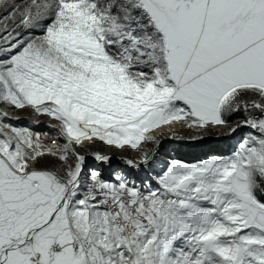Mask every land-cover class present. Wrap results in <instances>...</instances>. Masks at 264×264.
<instances>
[{
	"label": "snow or ice",
	"instance_id": "snow-or-ice-1",
	"mask_svg": "<svg viewBox=\"0 0 264 264\" xmlns=\"http://www.w3.org/2000/svg\"><path fill=\"white\" fill-rule=\"evenodd\" d=\"M240 130L147 182L85 171ZM0 264H264V0H0Z\"/></svg>",
	"mask_w": 264,
	"mask_h": 264
},
{
	"label": "rangeland",
	"instance_id": "rangeland-1",
	"mask_svg": "<svg viewBox=\"0 0 264 264\" xmlns=\"http://www.w3.org/2000/svg\"><path fill=\"white\" fill-rule=\"evenodd\" d=\"M21 119L17 121H13L17 123L18 126H25L31 128L34 132L41 133V135L47 133L49 135L54 136V129L48 127L47 118H40L38 122H33L27 115V113H19ZM233 120L236 117L232 118ZM222 129H216L215 133H219ZM245 130H240L238 133L234 134L232 138L227 136L213 134L205 136L203 140L191 141L188 139L184 140H175L173 142L176 143H167L161 140V137L157 135L156 138L160 139L161 143L158 147L151 144H145L144 147L149 149H154L155 163L152 165L151 169L145 166H141L140 170H135V175L145 176L146 171L153 172L157 171L155 166L158 164H167L172 159H179L187 163H195L201 159L207 158L209 155L214 154H226L231 146L235 143V140L238 139ZM188 129H186V135H189ZM171 141V140H170ZM182 154V155H180ZM94 157L92 155L86 156L85 168H93L92 160ZM88 163V164H87ZM158 163V164H157ZM127 166L123 161L116 160L114 158H110L107 162L101 163V170L104 174L111 170H122Z\"/></svg>",
	"mask_w": 264,
	"mask_h": 264
},
{
	"label": "bare ground",
	"instance_id": "bare-ground-1",
	"mask_svg": "<svg viewBox=\"0 0 264 264\" xmlns=\"http://www.w3.org/2000/svg\"><path fill=\"white\" fill-rule=\"evenodd\" d=\"M173 130L182 136H185V134H186V128L185 129L176 128ZM159 137H161V140L164 142L176 143V142H173L175 140L170 141L169 139H165L163 136H160V135H159ZM90 151H99L102 155H107L110 158H114L116 160H121V161H124L125 158H130V159L135 158V154L130 149H125L123 151H120V150H116V149L104 146L100 142H96L94 145H92L90 148ZM163 166L164 165L160 163L155 167H156V169L160 170V168Z\"/></svg>",
	"mask_w": 264,
	"mask_h": 264
},
{
	"label": "built area",
	"instance_id": "built-area-1",
	"mask_svg": "<svg viewBox=\"0 0 264 264\" xmlns=\"http://www.w3.org/2000/svg\"><path fill=\"white\" fill-rule=\"evenodd\" d=\"M50 137H53V136L52 135H49V134H47V136H45L44 134L41 135V138L43 140H45V142H50V140H49ZM101 163L102 162H98L95 159H93L92 160L93 168H85V171L87 172L88 170L95 169V170L99 171L101 173V175L105 179H107V178H109L111 176H114L116 174H120V175L127 174L129 177L133 178L137 183H139V181H141V180H145L146 177H147V179H151L155 175V172L159 171V170H157V171L155 170L152 173L146 171L145 176L142 177V176H138V175H135L134 174V172H136L135 171L136 169H131L128 166H125L124 168H122V170H116V169H114V170L108 171L106 174H104L102 172V170H101ZM145 182H147V180H145Z\"/></svg>",
	"mask_w": 264,
	"mask_h": 264
},
{
	"label": "trees",
	"instance_id": "trees-1",
	"mask_svg": "<svg viewBox=\"0 0 264 264\" xmlns=\"http://www.w3.org/2000/svg\"><path fill=\"white\" fill-rule=\"evenodd\" d=\"M180 155H182V154H180Z\"/></svg>",
	"mask_w": 264,
	"mask_h": 264
},
{
	"label": "water",
	"instance_id": "water-1",
	"mask_svg": "<svg viewBox=\"0 0 264 264\" xmlns=\"http://www.w3.org/2000/svg\"><path fill=\"white\" fill-rule=\"evenodd\" d=\"M88 164V163H87Z\"/></svg>",
	"mask_w": 264,
	"mask_h": 264
}]
</instances>
